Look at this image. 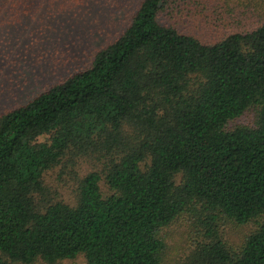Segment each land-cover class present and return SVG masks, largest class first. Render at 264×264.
<instances>
[{"label":"trees","instance_id":"trees-1","mask_svg":"<svg viewBox=\"0 0 264 264\" xmlns=\"http://www.w3.org/2000/svg\"><path fill=\"white\" fill-rule=\"evenodd\" d=\"M81 1L0 0V40ZM188 2L139 0L86 64L0 111V264H168L182 218L179 264H264V0H217L209 42L175 25ZM78 161L73 201L49 193ZM228 222L251 224L233 247Z\"/></svg>","mask_w":264,"mask_h":264},{"label":"rangeland","instance_id":"rangeland-1","mask_svg":"<svg viewBox=\"0 0 264 264\" xmlns=\"http://www.w3.org/2000/svg\"><path fill=\"white\" fill-rule=\"evenodd\" d=\"M139 0H82L73 9L36 20H25L7 31L0 40V111L24 102L48 83L87 63L90 52L115 37L127 24L129 15ZM217 0H189L180 12L166 10L158 16L160 22H176L183 31L203 41H212L220 33L213 23H204L213 17ZM30 21V22H29ZM33 21V22H31ZM26 23V24H25ZM90 164L78 161L59 168L58 165L44 175L49 193L71 203L76 177ZM104 190L103 185L101 184ZM250 223H225L221 236L230 246H236ZM168 243V264H179L185 254L189 233L185 218L176 219L165 227ZM195 239V238H194ZM193 241V240H192ZM34 264H84L78 254L54 263L35 261Z\"/></svg>","mask_w":264,"mask_h":264}]
</instances>
